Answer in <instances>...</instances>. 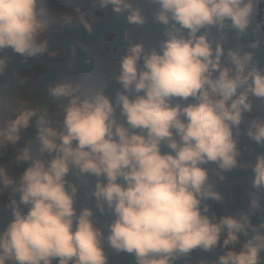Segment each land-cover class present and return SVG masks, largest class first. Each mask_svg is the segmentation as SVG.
<instances>
[{
  "label": "clouds",
  "instance_id": "9594fccd",
  "mask_svg": "<svg viewBox=\"0 0 264 264\" xmlns=\"http://www.w3.org/2000/svg\"><path fill=\"white\" fill-rule=\"evenodd\" d=\"M41 2L0 0V51L22 57L48 52ZM93 2L127 13L130 25L145 23L130 0ZM151 2L159 6L155 20L166 26V39L159 51L127 44L114 101L104 91L85 95L78 86L61 83L47 89L59 102L55 124L46 109L21 108L0 127L3 147L17 145L35 123L39 153L34 157L27 145L20 149L14 165L25 167L18 177L0 163V198L7 191L12 216L0 231V264H107L105 242L117 253L133 255L136 264H175L197 249L223 252L215 264H261L264 222L252 225L245 212L217 215L205 202H223L210 172L241 166L240 125L255 110L253 98L264 104V69L249 51L259 42H239L250 29L264 32V21L256 22L264 0ZM75 12L64 15L63 23L79 19L90 33L91 18ZM212 28L218 41L209 38ZM229 32L238 43L225 52L221 41ZM5 67L6 58L0 57V75ZM190 98L193 102L184 103ZM245 134L264 145V119H252ZM45 154L50 158L42 159ZM70 171L81 183L83 177L96 178L95 208L113 217L106 236L91 209L77 213L78 189L66 179ZM252 173V188L264 190V155H257ZM249 207H260L255 193H249Z\"/></svg>",
  "mask_w": 264,
  "mask_h": 264
},
{
  "label": "rangeland",
  "instance_id": "374dc122",
  "mask_svg": "<svg viewBox=\"0 0 264 264\" xmlns=\"http://www.w3.org/2000/svg\"><path fill=\"white\" fill-rule=\"evenodd\" d=\"M130 3H132L133 7L141 10V14L145 18V23L143 25L129 24L124 32V38L127 41L142 44L145 52H150L153 49L159 51L160 42L166 39L164 36L166 26L161 25L155 20V15L159 6L152 3L151 0H130ZM39 7L43 9L42 19L48 25L47 32L44 34V38L46 39H48L51 33H58L67 26L82 25L79 19L73 20L71 25H65L62 21L64 15H72L75 17L76 9H79V11L84 14L85 19L91 18L92 31L97 26H113L114 18H112L110 14H116L112 11L110 6L101 9L98 5L94 4L93 0H65V2H61V0H42ZM119 15L126 17L127 13ZM263 18L264 6H258L256 22L263 21ZM250 30L252 31L254 39L259 42L258 47L251 50L253 62L258 68L264 69V32ZM209 38L217 41L219 40V34L215 32V28L209 30ZM234 40L235 37L228 33L226 39L221 41V43L225 48ZM75 41L88 53L89 60L94 65L93 71L85 75L72 76L66 71L64 66L59 63L56 64L57 76L53 84L47 86H42L37 81V77L47 70L45 63L40 69L21 71L14 74L5 73L3 81L0 84V127H4L7 121L13 117L14 110H19L21 108L46 109L47 118L55 124L60 119V110L57 106L59 102L54 101L48 95L47 89L50 86L61 83H70L73 87L78 86L79 92L85 95H93L98 91H104L113 101L115 100V94L120 90V85L115 81V77L118 75L119 61L122 56L119 50L113 45V34L101 35L97 41L83 42L79 38H75ZM17 55L19 54L14 53L11 49L0 51V57L6 58V60L14 61ZM46 56L67 57L63 50H58L52 53H45L42 56L24 58H32L39 63L44 61ZM191 102L193 101L190 98L189 101L184 103ZM260 102L259 99L253 98L255 110L251 115L245 114L242 124L240 125L238 149L241 152V159L239 162L241 166L228 173L215 174L214 180L217 183H228L232 180L230 177L233 174L243 170H252L257 155H264V145H257L245 134L252 119H264V104L260 106ZM116 115L122 122L123 118L119 116L118 107ZM233 131L235 134V129ZM36 132V125L33 123L26 132L21 134L22 138L17 145H5L0 147V153L3 154L0 156V163H4L8 168L10 176L18 177L24 170L22 167L23 165L17 167L14 165L15 155L24 146L27 145L31 147L34 157L39 156L38 144L35 140ZM161 151L165 152L169 150L162 147ZM41 158L49 159L50 157L45 154V156ZM66 179L76 184L78 189L74 204L77 213H79L82 208H89L93 211V216L109 214L108 212L101 214L95 208V200L91 196V192L96 183L95 177H83L81 179L86 182L81 183L80 180L77 179V175L70 171ZM251 179L252 176L234 180L230 192L233 214L236 216L240 212H245L249 214L251 223L264 222V190L256 192V190L252 188ZM249 193H255L259 197V208L250 210ZM7 195L8 193L6 191L4 198H0V231L4 230L8 222L12 219L11 209L7 204ZM207 205L217 215H221L215 201L209 199ZM21 210L27 211L23 206H21ZM107 225L108 224H99L97 222V226L101 228L105 236L107 235ZM103 248L107 256V264H136L135 258L131 254L124 252L117 253L110 248L106 242L103 244ZM222 254L223 252L218 249L212 253H206L197 249L194 250L189 257L184 258V264H215L217 257ZM53 264H55V261Z\"/></svg>",
  "mask_w": 264,
  "mask_h": 264
},
{
  "label": "trees",
  "instance_id": "16d2710c",
  "mask_svg": "<svg viewBox=\"0 0 264 264\" xmlns=\"http://www.w3.org/2000/svg\"><path fill=\"white\" fill-rule=\"evenodd\" d=\"M112 18H114V25L113 26H97L91 31L90 33L84 29L82 25L76 26H67L62 31L58 33H51L48 37V52L52 53L58 50H63L67 57L60 58V57H50L46 56L44 61L37 63L32 58H24L20 55H17L16 60H6V67L4 73L0 75V84L3 81V76L5 73L14 74L19 73L21 71L27 70H35L40 69L42 65L45 63L46 71L41 73L37 77V81L42 86L52 85L56 76H57V68L56 64L61 63L66 71L72 76H79L85 75L93 71L94 65L89 60L88 53L83 50L75 41V38H79L83 42H90V41H97V39L101 35L105 34H113V45L119 50L120 55L122 56V52L124 48L127 46L128 43H133L127 41L124 38V32L129 24L126 21V18L118 15V14H110ZM264 21V18H263ZM204 30L202 29L200 33H203ZM215 32L217 33L216 29ZM235 37V40L225 47L227 51L228 48L233 47L235 44L238 43L235 32H229ZM186 35V32H185ZM252 40H255L250 30L247 37L243 38L239 41L243 45H247ZM253 49H249L251 51ZM73 52L75 53L73 55ZM259 105H263L262 102ZM25 167L24 165L22 166ZM207 168L215 169L214 164L206 165ZM211 179L216 185V190L219 191L223 197V202L218 205L219 211L221 215H233V205L230 198L231 188L233 186L234 180L238 178H246L249 176H253L252 170H243L233 174L230 178L232 179L228 183H217L214 180L215 173H211ZM84 193V192H83ZM209 201V200H208ZM208 201L205 203L207 204ZM94 221L98 222L99 224H109L112 222L113 217L108 215H94ZM262 222H253L251 223L254 226H258ZM175 264H184V258H181L175 262ZM261 264H264V253H261Z\"/></svg>",
  "mask_w": 264,
  "mask_h": 264
}]
</instances>
